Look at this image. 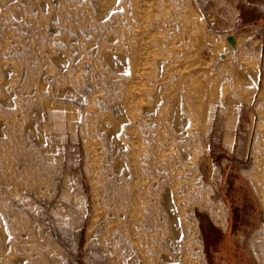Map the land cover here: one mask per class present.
I'll return each instance as SVG.
<instances>
[{
	"label": "rangeland",
	"instance_id": "obj_1",
	"mask_svg": "<svg viewBox=\"0 0 264 264\" xmlns=\"http://www.w3.org/2000/svg\"><path fill=\"white\" fill-rule=\"evenodd\" d=\"M116 1L0 0V264H264V98L243 100L264 87V0H194L200 16L191 0ZM251 53L259 78L240 93ZM186 59L214 86L192 151L178 142L198 133L194 101L177 124L157 85ZM120 95L145 98L135 121L165 115L168 182L147 201L145 180L120 183L136 104Z\"/></svg>",
	"mask_w": 264,
	"mask_h": 264
},
{
	"label": "bare ground",
	"instance_id": "obj_2",
	"mask_svg": "<svg viewBox=\"0 0 264 264\" xmlns=\"http://www.w3.org/2000/svg\"><path fill=\"white\" fill-rule=\"evenodd\" d=\"M101 1L103 2L104 5H109V4L110 5H115L116 2H117L116 0H101ZM191 1H192L191 3H192V8H193L192 9V15L200 16V11L197 9V6L195 5L194 0H191ZM129 2H131V0ZM122 5H123V3H122ZM131 5L134 8L135 4L134 5L131 4ZM130 12H132V10ZM137 13H135V14H137ZM123 16H125V12H121V11L120 12L115 11V13H113L111 15L112 20L114 22H119V23H120V20H121V18ZM125 20H126V18H125ZM110 21H108V22H110ZM105 25H107V24H105ZM115 25L116 24H114V26ZM103 28H105V27H103ZM113 28L115 30H117L116 35L119 34L118 38L120 36V37H122L121 39H123V34H125V33H121L120 29L118 31V27L116 28V26L113 27ZM130 32H129V35H130ZM133 32H135V31H132L131 35L133 34ZM105 33L107 34L108 31H106ZM126 34H128V33H126ZM135 35H136V33H135ZM104 38H106V36ZM126 38H127V36H126ZM125 42H126V40H125ZM132 42H133V40L131 41V43ZM120 43H121V41H120ZM131 43H130V45H131ZM128 45L129 44H127L125 46L128 47ZM128 49L130 50V52L132 51V47L129 46ZM120 50H122V49H120ZM116 51H118V49ZM136 54H138V53H136ZM257 54L258 55L260 54V48H258V53ZM127 55H129V54H127ZM130 56H128V57L130 58ZM246 56H247V54H246ZM131 57H133V59H134V56H131ZM168 58H170V57H168ZM195 60L194 59H188L185 62L184 67L180 66V67H176L175 69H172L173 67H171L170 65L167 66L166 63L163 65V68L160 65V67L162 68L161 74L163 73L164 76H163V80L157 82V85H159V87L162 88L164 90V92L168 96L172 97L174 92H175V95H174V103H175L174 107L176 109V112H175L176 121H175V123L178 124V122H180L179 118L181 116L180 110H181L182 102H183V105L185 107H188L191 104V101H194V105H195V107H196V109L198 111V114H199V124L197 126V132L198 133H194L191 130L184 129V131L188 132L189 139L186 140L185 143L178 142L180 145H185L186 149H189L191 151L193 150V148L196 147L197 137L199 135H202V138L206 137L205 134H206L207 123H208V118H207L208 117V111H209V109L212 106L211 105V103H212L211 100H213V99H210V102H209V96H210L211 93L213 94V90H214V86H212L210 84V80L200 76L199 71L202 70V69H200L198 71V69L196 67ZM243 60H244V63H243L244 67L243 68L242 67H236L235 68L236 69V79H237L236 80V85H237L236 87H237V89L239 90L240 93H243V90H242V86L243 85H248L249 86L253 81H257L258 80V78H259V70H260L259 69V63H258L257 55L251 53L250 55L247 56L246 59L244 58ZM163 61H164V59H163ZM133 65H132V67H134ZM136 69H137V67H136ZM133 70H134V68H133ZM155 71H157V70H155ZM153 73H155V72H153ZM156 73H158V72H156ZM132 74L133 73L131 72V75ZM201 75H202V73H201ZM125 79H127V78H125ZM156 79H158V78H156ZM174 86L178 88L177 92L173 89ZM189 87H192V92H189ZM181 88H184L183 92L180 91ZM256 91L259 92L258 99H263L264 98V87L262 89H260L259 91L257 90V88L251 89L249 93L243 95V100L245 102L250 103L253 100V97H254V94L256 93ZM213 96H215V95H213ZM125 97H127V96H125ZM139 100L142 101L143 106L146 108L147 107V103H146V100H145V98L143 96H140L139 99H138V97H136V98L133 97L131 99L130 98L129 99L128 98L124 99L123 95H120V97L118 99V101L120 103V106L123 105L124 102H129V101L136 103L134 108H133V110L131 111V114H132V117H133L131 124L128 125V126H125L124 129L122 130V132L117 136L118 142L122 141L121 143L123 144V147H124V151L122 153H120L121 156L124 154L123 155L124 159L122 161L123 162L125 161V164H127V169L130 172V176L128 178H124L123 176H119V177H120V183L121 184L124 183V182L125 183L129 182L131 184H135L136 186L137 185L139 186V183L137 184L136 181H135L137 178L145 180L147 187L153 189V190L150 189L151 193H150V191L146 192L147 194L145 195V197H146V201H147V200H149V198L151 197V195L155 191H160L161 192V190L163 189V186L165 184H167V182H168V180H167V170L166 169L169 167V165H168L167 159L165 158V154L163 153V150L165 149V148L163 149V147L166 145V141H165V138H164L163 135L164 134L166 135L167 131L165 130V127H164V121H165L164 117H165V115H164L163 112H160L155 117V122L156 121L159 122L157 124H153L152 125V124L147 123V120L145 118H143L140 114H139L140 120L139 121H135L136 113H135L134 110L139 109V108H137L138 107V102H141ZM173 114H174V111L172 110L171 111V116ZM169 118L171 119V117H169ZM130 130L133 131L132 132L133 135L128 136L127 135V131H130ZM156 133H158L157 137H155ZM186 155H187V153H186ZM168 171H169V169H168ZM132 191L134 192L133 189L128 192L129 193L128 196H131Z\"/></svg>",
	"mask_w": 264,
	"mask_h": 264
},
{
	"label": "crops",
	"instance_id": "obj_3",
	"mask_svg": "<svg viewBox=\"0 0 264 264\" xmlns=\"http://www.w3.org/2000/svg\"><path fill=\"white\" fill-rule=\"evenodd\" d=\"M224 217H225V216H224ZM224 217L221 216V215H218V216L215 215V218H214V219H215L217 222L222 223ZM259 223H263V225H264V221H259ZM259 223H258V225H256L255 229L253 230V237H257V238L259 237V235L254 234L256 228L259 227ZM260 227H261V226H260ZM259 238H260L261 240L264 241V236H263V235H261ZM261 240H258V241L256 242V244H257V248H258L257 252L259 253V255H260V252H261V250H262V249L260 248V246H261V244H262ZM259 241H260V242H259ZM262 245H263V244H262ZM261 257H262V256H261Z\"/></svg>",
	"mask_w": 264,
	"mask_h": 264
}]
</instances>
